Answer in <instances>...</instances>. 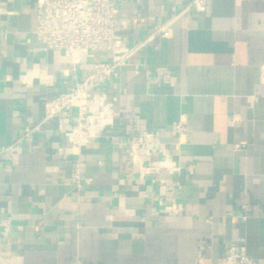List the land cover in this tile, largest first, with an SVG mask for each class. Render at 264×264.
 <instances>
[{
	"label": "crops",
	"instance_id": "0c3cea01",
	"mask_svg": "<svg viewBox=\"0 0 264 264\" xmlns=\"http://www.w3.org/2000/svg\"><path fill=\"white\" fill-rule=\"evenodd\" d=\"M193 1L116 0L122 50L73 65L37 42L38 0H0V264H264V0ZM121 59L78 150L76 111L46 104Z\"/></svg>",
	"mask_w": 264,
	"mask_h": 264
},
{
	"label": "built area",
	"instance_id": "2783aa9c",
	"mask_svg": "<svg viewBox=\"0 0 264 264\" xmlns=\"http://www.w3.org/2000/svg\"><path fill=\"white\" fill-rule=\"evenodd\" d=\"M208 3L209 0H194L192 7L199 12H206ZM117 9L116 0H38L33 34L44 51H65L70 55L73 65L79 63L80 52H86L90 57L98 52L118 53L122 50V43L116 35ZM156 32L163 37L170 35V30L165 26L158 28ZM126 64L125 59L111 63H96L87 77L78 80L74 87L46 104L51 119L63 112L76 111V128L70 133L72 144L76 149L79 150L83 142L91 138L93 133L105 127L103 120L112 118L107 94L102 96L99 114L90 116L88 105L92 94L105 86L117 70ZM237 123V119L232 121L233 125ZM175 127L181 137L185 135L184 121H179ZM40 129L41 125L27 128L24 138L30 137ZM12 148H5L0 153H8ZM235 148H240V145H235ZM132 160L138 161L135 150L132 152ZM73 179L80 187L79 160L76 162ZM0 225L9 232L11 221L3 218L0 220ZM219 264H255V262L245 253L237 252L232 248Z\"/></svg>",
	"mask_w": 264,
	"mask_h": 264
}]
</instances>
